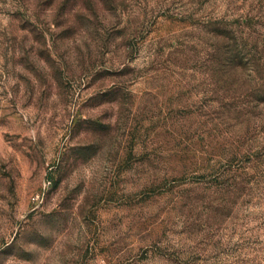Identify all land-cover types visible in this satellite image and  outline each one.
Instances as JSON below:
<instances>
[{
    "label": "rangeland",
    "instance_id": "1",
    "mask_svg": "<svg viewBox=\"0 0 264 264\" xmlns=\"http://www.w3.org/2000/svg\"><path fill=\"white\" fill-rule=\"evenodd\" d=\"M0 264H264V0H0Z\"/></svg>",
    "mask_w": 264,
    "mask_h": 264
}]
</instances>
